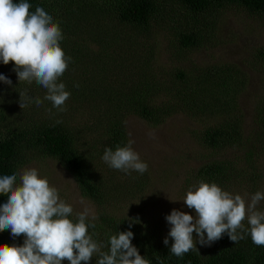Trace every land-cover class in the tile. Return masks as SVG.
<instances>
[{
  "label": "trees",
  "instance_id": "trees-1",
  "mask_svg": "<svg viewBox=\"0 0 264 264\" xmlns=\"http://www.w3.org/2000/svg\"><path fill=\"white\" fill-rule=\"evenodd\" d=\"M163 1L166 3L171 0ZM175 1L181 4L184 13L189 14H200L230 5H237L250 13H264V0ZM28 2L32 5L30 11H35L37 6L43 7L53 16L54 21L59 22L64 36L61 45L66 52L65 47L70 46L72 51L69 55H74V62L84 69L87 68L86 62H91L100 71L113 74L112 82L109 83L111 86H106L101 91L102 98L93 104L89 102L87 107L95 110L97 105L106 104L105 107L108 108L105 122L99 124L97 119H94L95 116H92L93 127L97 128L98 124H104L103 128H106L95 136L97 141L90 144L92 148L98 147L96 153L99 156L104 153L106 147L115 150L117 144L125 145L127 138L123 120L127 113H135L151 124H159L177 112L190 114L193 107L202 100L203 97L198 95L201 92L212 97L210 99L222 102L220 108L224 113L222 118L218 114L214 120L205 124L202 130L194 132L201 144L218 150L219 157L203 163L195 170L193 176L197 181L215 182L221 186L238 178L246 179L249 174L255 173L254 163L258 159L256 142L261 143V151L264 152V108L259 105L256 110L254 133L244 136L242 132H238L234 116L225 105L228 101L223 97L217 99L225 91L228 92L227 85L231 84L234 86L229 91L230 96L237 98L236 95L243 86V83H238L240 82L238 69L234 71L230 65H212L204 69L194 67L189 71L183 68L160 70L164 72V77L158 83L151 78L161 75L159 71L153 70L155 73L150 72L146 78L145 60L141 67L135 65V60L139 61L142 57L138 51L132 49L134 45L125 32L127 29L144 31L142 36L148 37L149 26L157 18L160 0H28ZM167 23L171 24L172 38L184 50L199 47L206 42V35L201 30L193 28L187 21L176 24L172 16ZM75 31H82L84 36L80 37ZM75 35L76 38L73 39ZM89 36L93 38L92 45L79 48V42ZM118 41L120 43H117ZM115 43L124 47L126 49L124 51L132 50V53L117 51ZM260 53L264 56V50ZM79 55L85 59L84 65ZM104 59L111 61L105 63L107 60L103 61ZM74 62L72 61V64ZM195 71L197 73L193 75ZM93 88L99 95L95 82L91 89ZM82 91L79 94L84 95ZM85 95H89V90ZM153 95H162L164 100L157 103L153 101ZM84 98L85 96L79 97V105L71 108L79 110L80 102L85 103ZM8 110L9 107H5L0 111V175L18 172V167L28 162V157L33 159L50 157L57 160L72 175L81 195L97 201L100 207V212L94 220L95 228H89V234L102 245V251L108 250L111 235L131 230L134 233L132 244L151 264H264V246L255 245L250 236L235 243L224 234L211 246H202L197 242L198 250L189 251L182 258L170 254L173 241L170 239L169 245H165L163 243L165 238L162 237L160 230H156L159 228L134 222L129 229V217H117L101 206L98 199L108 192L107 185L114 182L110 181V178L95 174L98 170L92 166L91 161L94 154L88 151L87 144L79 141L74 130L65 121L44 117L36 111L24 114L22 119L13 117L20 123L9 124L2 122L6 118L4 111ZM8 114L9 118L12 117L11 111ZM101 136L104 137V142L100 141ZM227 146H235L236 151L231 153L233 149L223 153ZM86 149L88 150L85 152ZM125 174L126 176L122 175L119 180L121 188L128 185L129 191L141 190V186L146 185V173L140 174L133 170ZM6 199V196L0 195V205L6 202ZM71 218L75 219V216L72 215ZM244 226L248 227L247 222ZM8 233L10 230L0 232V245H23V235L13 239ZM97 258L94 255L91 264H96Z\"/></svg>",
  "mask_w": 264,
  "mask_h": 264
},
{
  "label": "rangeland",
  "instance_id": "rangeland-1",
  "mask_svg": "<svg viewBox=\"0 0 264 264\" xmlns=\"http://www.w3.org/2000/svg\"><path fill=\"white\" fill-rule=\"evenodd\" d=\"M160 3L157 18L149 26L148 37L142 36L144 31L127 29L128 31L125 32L134 45L132 49L138 51L142 57L139 61L135 60V65L141 67L145 60L146 78L150 72L159 71L161 75L151 78L158 83L164 77V72L160 70L183 68L189 71L194 67L204 69L212 65H230L234 71L238 69L240 71L238 83H243V86L236 95L237 98L230 96L229 91L234 86L231 84L227 85L228 92L225 91L217 99L220 100L223 97L228 101L225 105L228 106L229 113L234 116L238 132H242L244 136L252 135L256 128V110L259 105L264 108V56L260 53L264 50V13H250L242 7L230 5L200 14H189L184 13L181 4L175 0L166 3L160 0ZM172 16L176 24L187 21L193 28L201 30L206 35V42L193 49L180 48L172 38L171 24L167 23ZM75 32L80 37L84 36L82 31ZM75 38L76 35L73 36V39ZM92 39L89 36L86 40H81L79 48L91 46ZM117 43H115L117 51L132 53V50L124 51L126 49ZM61 47L64 50L62 45ZM65 48L67 50V52L64 50L65 54L72 57L74 62V55H69L72 51L70 46ZM79 57L84 65L85 59L80 55ZM110 61L107 60L105 63ZM85 65L86 69L77 62L73 64L71 62L58 81L63 82L66 90L71 93L63 106L67 109L60 111L53 107L50 101L44 99L47 90L43 86L35 81L31 84L26 81L19 82L17 74L13 71L14 62L7 65L0 62V74L6 75L12 81V85L0 81V111H3L5 107L10 109L4 111L6 118L2 122L18 124L20 121L13 117L22 119L24 114L28 115L36 111L44 117H54L56 120L65 121L74 130L79 141L84 145L87 144L86 148L89 146V150L84 151L88 150L94 154L91 160L92 166L99 171L95 174L110 178V181L114 182L107 185L108 192L98 199L101 206L117 217H129L144 226L157 227L159 229L156 230H160L162 237L165 238L171 227L165 217L173 209L195 215L194 210L188 209L183 203L186 191L198 182L193 176L195 170L203 163L217 159L219 154H217L218 150L201 144L194 132L202 130L203 126L214 120L216 115L219 114L222 118L224 113L220 108L222 102L210 99L212 97L199 92L198 95L203 98L193 107L190 114L177 112L159 124H151L135 113H127L123 120L127 138L125 145L132 141V147L139 153L141 160L148 165V170L145 172L146 185L141 186V190L129 191L128 185L122 188L119 185L122 175L126 176L124 171L110 168L102 160L104 153L99 156L96 153L98 147L92 148L90 145L97 141L95 136L106 129L103 128L104 124H99L105 122L108 108L105 107L106 104L97 105L95 110L87 107L89 102L93 104L102 98L101 91L106 86L109 87L113 74L100 71L91 62H86ZM195 73L197 72L195 71L193 75ZM94 82L99 95L95 93L94 88L91 89ZM75 84H79V88L74 87ZM81 90L84 95L79 94ZM88 90L89 95L86 96L85 93ZM20 93H24L31 99V102L23 109L19 103ZM81 96H85V103L80 102L79 110L72 109L71 107L79 105L78 98ZM36 97L42 101L39 107L34 102ZM152 99L157 103L164 100L162 95H153ZM9 111L12 114L10 118ZM114 111L115 109L112 113ZM92 116H95L94 119L99 122L97 128L92 126ZM100 141L104 142V137L101 136ZM255 144L258 146L256 150L258 159L254 163L255 173L249 174L246 179L238 178L226 185H221L222 189L245 196L246 199L257 191L264 192V152L261 151V143ZM234 147L227 146L222 152L228 153ZM235 151L236 149L231 153ZM218 153L221 154V152ZM29 167L36 168L41 178H47L50 185L58 189L60 198L73 207L72 215L76 216L87 208L97 218L100 212L97 201L81 195L72 175L57 160L50 157L39 159L28 157V162L20 165L18 172ZM257 208L264 211V200L258 203ZM246 222L245 220L244 223ZM193 236L198 242V235L194 232ZM63 264H69V262L64 261Z\"/></svg>",
  "mask_w": 264,
  "mask_h": 264
},
{
  "label": "clouds",
  "instance_id": "clouds-1",
  "mask_svg": "<svg viewBox=\"0 0 264 264\" xmlns=\"http://www.w3.org/2000/svg\"><path fill=\"white\" fill-rule=\"evenodd\" d=\"M32 5L28 0H0V62L7 65L14 62L13 71L19 82L33 81L47 90L44 99L53 107H63L71 93L63 82H58L67 71L72 57L61 47L64 39L58 21H54L43 7ZM0 81L12 85L11 79L0 74ZM74 87L79 88V84ZM31 102L20 93V106L25 108ZM39 107V97L34 100ZM133 142L116 145L115 150L106 147L102 160L111 168L140 174L148 170ZM0 195L6 202L0 205V232L10 230L13 239L23 235V245H0V264H89L96 255V264H151L132 244L131 230L119 231L108 240V250L89 234L95 228L96 217L85 208L71 218L73 207L59 196L58 189L50 185L47 178H41L34 167L19 172L0 175ZM247 195V194H246ZM264 200V192L257 191L246 199L222 189L215 182L200 180L186 191L183 203L195 215L173 209L165 217L171 226L163 243L170 246V254L183 257L197 249L195 232L199 244L211 246L227 234L238 243L250 236L257 246H264V211L257 208ZM130 220L129 229L132 223ZM247 221L248 227L244 226ZM239 230V231H238Z\"/></svg>",
  "mask_w": 264,
  "mask_h": 264
}]
</instances>
